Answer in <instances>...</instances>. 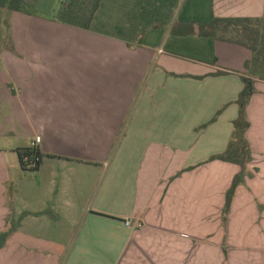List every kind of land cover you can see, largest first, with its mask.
Instances as JSON below:
<instances>
[{"label":"crops","instance_id":"1","mask_svg":"<svg viewBox=\"0 0 264 264\" xmlns=\"http://www.w3.org/2000/svg\"><path fill=\"white\" fill-rule=\"evenodd\" d=\"M263 16L264 0H100L90 30L30 15L40 59L64 66L0 67V234L16 227L0 264H264V80L247 110L250 174L224 222L241 167L211 157L228 148L253 52L201 30ZM53 28L75 32V50ZM36 136L42 163L23 169L17 149Z\"/></svg>","mask_w":264,"mask_h":264},{"label":"trees","instance_id":"2","mask_svg":"<svg viewBox=\"0 0 264 264\" xmlns=\"http://www.w3.org/2000/svg\"><path fill=\"white\" fill-rule=\"evenodd\" d=\"M92 1L91 7L88 3ZM37 0H0V7L10 12H23L28 15L40 13ZM58 10L51 16V20L69 25L81 30H90L94 16L99 9L100 0H61ZM203 35L217 37L219 32L235 33L236 38L231 39L248 46L253 55L246 63L247 73L242 76L244 88L237 100L240 106L238 118L234 121V130L225 152L213 155L211 160H222L237 164L241 171L235 175L230 188L227 191L224 206V222L227 220L231 204L238 186L244 183L249 175L248 164L252 161V149L247 139V131L250 127L248 118V105L256 92V79L264 80V16L259 18H218L211 23L201 25ZM218 71L216 74H224ZM20 163L23 169L38 170L43 160V154L38 147H23L17 149ZM40 157L41 160L37 161ZM36 162V165H32ZM16 230L15 225L0 234V249L4 248L11 234Z\"/></svg>","mask_w":264,"mask_h":264},{"label":"rangeland","instance_id":"3","mask_svg":"<svg viewBox=\"0 0 264 264\" xmlns=\"http://www.w3.org/2000/svg\"><path fill=\"white\" fill-rule=\"evenodd\" d=\"M61 0H44L43 3L45 5L42 6V8L39 10L40 13L38 14L39 16L45 17L47 19L51 20V16L58 10V8L61 5ZM55 3V4H54ZM89 7H91L92 5V1L88 3ZM32 18H30V15L23 13V12H10L4 9L0 10V67L5 68V70L7 71V68L9 67H15V68H19L22 70H29V69H37V68H45L51 66L55 67V66H64L61 65V63H59L60 61L57 62H51V61H43L40 59V53L41 50H35L34 49V45L32 43V41L30 40V35L33 34L36 26L34 24V22L31 20ZM61 29V28H60ZM38 30V29H37ZM63 30V29H61ZM57 30V28H53L52 32L47 31L46 34H54V35H58L61 36L62 39L65 38H70L72 39V41H74V44H72V48L73 49H69L71 50H75V48L77 47L76 44V35L75 32H65L64 30ZM43 34V32H39ZM53 43V47L56 46H60L59 44H57L59 41H56L55 39L52 40ZM141 42H137L135 41L132 44H126L123 45L122 49L118 48V51H136L138 52L140 50V46H141ZM55 50V49H54ZM80 50V49H79ZM85 51H91L90 48L88 47H84ZM50 62V63H49ZM75 62V61H74ZM69 63H73V61H70ZM72 65V64H71ZM88 69V68H87ZM80 70V69H78ZM82 71V70H81ZM85 73L87 74L88 70H84ZM71 72H73L74 74L75 71L71 70ZM87 79L88 76L86 75V77L81 76L80 79L83 78ZM67 78V76H66ZM57 79V77L55 78ZM58 83H59V79ZM15 83V82H14ZM16 84V83H15ZM57 85V81L55 83ZM9 91L11 92V95L14 96L15 101H18L20 103H23L25 100V96L22 92L23 88L20 87H16V85L14 84H10L9 86ZM47 89V88H45ZM42 91V90H41ZM48 91V90H45ZM43 91V92H45ZM55 92V91H54ZM40 94H42L41 92H39ZM46 94H42L41 95V99L42 102L45 101V99H58V95L56 93H52L51 95H46L48 97H45ZM37 97V95H35ZM63 108V107H60ZM45 110L47 109H41L39 112L41 114V116L45 114ZM72 109H61L59 110L61 113L62 112H69ZM25 117L27 118L28 122L32 124V120H33V111L30 112V110H23ZM54 113V112H53ZM52 114V113H51ZM56 116H54L55 118ZM71 116H68V118ZM215 238V236H214ZM198 242V246L197 248L199 249L200 244L202 242H204L203 239H197ZM200 243V244H199ZM215 247V246H213ZM224 247V250H227L226 246H222ZM225 253L227 254V251H225ZM213 257L214 260L215 258V252H213Z\"/></svg>","mask_w":264,"mask_h":264},{"label":"built area","instance_id":"4","mask_svg":"<svg viewBox=\"0 0 264 264\" xmlns=\"http://www.w3.org/2000/svg\"><path fill=\"white\" fill-rule=\"evenodd\" d=\"M41 141H42L41 136H36V137L34 138V140L32 141V145H31V147H38L39 144L41 143ZM40 160H41V158L38 157V158H37V161H40ZM32 165H36V162L33 163ZM126 224H127V225H132V220H127V221H126Z\"/></svg>","mask_w":264,"mask_h":264}]
</instances>
